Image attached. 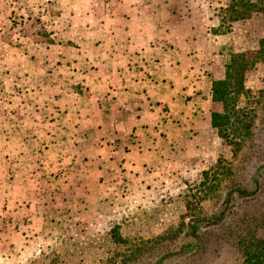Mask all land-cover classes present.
I'll return each mask as SVG.
<instances>
[{
	"label": "rangeland",
	"instance_id": "obj_1",
	"mask_svg": "<svg viewBox=\"0 0 264 264\" xmlns=\"http://www.w3.org/2000/svg\"><path fill=\"white\" fill-rule=\"evenodd\" d=\"M252 1L261 3L263 11L253 14L251 19L230 24L229 30L224 27V34L215 40L216 59L202 62L201 72L210 74L213 80L224 77L230 53L255 51L264 46V0ZM120 2L0 0V123L11 126L0 138V171L8 167L4 158H10L8 176L14 175L13 182L7 180L10 194L0 206V264H30L34 260L38 264H159L192 243L185 240L183 231L173 240H153L179 224L185 213L184 205L178 202L179 195L187 184L199 181L202 172L214 166L220 156L229 161L233 170L222 184V198H216L218 193L203 204L204 214L212 215L225 208L222 199L226 186L256 189L257 168L264 165V62L246 76V88L255 99H243L240 106L257 110L256 128L253 140L237 157L216 130H206L203 123L191 129L188 140L178 129L190 123L194 126L203 115L193 113L190 107L182 111L181 107L165 102L159 110L164 130L160 137H167V125L175 126V142L170 148L174 154L164 158L163 175L156 185L129 190L118 175L123 168L122 156L133 147L124 145L125 139L116 138L112 130H99L97 125L93 129L80 128L82 110L97 120L96 108L89 111L93 108L85 105L89 102V106H95V96L101 90L93 46L98 36L86 34L84 29H96L100 26L99 12L117 7ZM136 2L144 4L142 0ZM147 2L160 22L178 8L197 16L203 11L209 18L206 28L214 35L220 24L214 10L227 4L226 0ZM201 52L203 57L204 47ZM88 73L96 79L90 86L83 81ZM202 100L204 97L199 100L201 104L192 103L201 113ZM219 109L220 105H213L212 111ZM66 110L70 112L67 116ZM178 112L191 113V117L178 119ZM50 136L56 139L54 146H49ZM136 137L134 132L126 139L131 143ZM253 143L258 145L257 150L251 146ZM160 145L163 150V141ZM151 169L147 168L145 173L151 174ZM28 171L40 173L41 182L26 180ZM99 177L106 187L98 184ZM261 184L256 197L233 203L223 227L202 230L207 243L204 254L173 258L165 264H241L242 256L235 247L241 234H250L263 226L256 234L264 239V175ZM115 225H120L121 234L133 243L149 240L150 244L132 253L126 244H113L107 234ZM226 240L231 241L230 245H224ZM217 242H221L219 252L215 250ZM112 254L116 258L110 263Z\"/></svg>",
	"mask_w": 264,
	"mask_h": 264
},
{
	"label": "crops",
	"instance_id": "obj_2",
	"mask_svg": "<svg viewBox=\"0 0 264 264\" xmlns=\"http://www.w3.org/2000/svg\"><path fill=\"white\" fill-rule=\"evenodd\" d=\"M136 1L121 0L117 7L102 10L97 16L100 26L96 29L86 26L87 31L84 29V33H95L98 36L93 46L96 48V66L99 69L96 79L101 90L95 96V106H89L88 101L85 105L93 108L89 111H95L96 108L94 115L97 120L91 119L88 112L82 110L80 113V128L93 129L97 125L99 130H112L116 138L125 139L124 145L133 147L134 150L122 156L123 168L118 175L122 185H127L129 190L156 185L160 175H163L161 169L165 168L164 158L173 153L170 148L175 142L172 137L175 126L167 125V137H160L164 131L159 120V110L164 106L162 103L166 102L173 107L177 105L182 111L190 107L193 113L203 115L202 119L195 121L194 126L190 123L186 128H176L183 136L188 138L191 129L195 130L202 123L206 130H213L210 92L215 80L200 69L204 60L216 59L218 47L215 41L218 35L209 33L210 29L206 28L205 23L209 18L205 12L202 11L197 16L188 9L178 8L177 12L167 14L166 20L160 22L156 12L151 11L147 5V0H142L143 5H137ZM150 21L153 24L148 23ZM86 44L89 45V42ZM201 47H204L203 57ZM96 79L88 73L83 81L90 86ZM201 97H204L203 113L194 106L195 102L201 104ZM179 113L178 119L186 120L191 117V113ZM64 114L67 116L70 112L66 110ZM4 124L5 122L0 123V138L5 135V129L11 127L3 126ZM134 132L137 137L130 143L126 138ZM5 140L8 141L9 138L6 137ZM32 141L38 143L37 139ZM162 141L163 150L160 149ZM22 142V145L26 144L25 141ZM55 143L56 139L50 136L49 146H54ZM102 159L105 157L99 161ZM10 161V158H4L8 167L4 165L5 170L0 171V206L10 194L7 180L13 182L14 179V175L9 177ZM23 167L27 169L26 166ZM150 167H153L151 174L145 173ZM26 174V180L37 181V184L38 181L41 182L37 171L35 174L29 171ZM100 177L98 184L106 187Z\"/></svg>",
	"mask_w": 264,
	"mask_h": 264
},
{
	"label": "trees",
	"instance_id": "obj_3",
	"mask_svg": "<svg viewBox=\"0 0 264 264\" xmlns=\"http://www.w3.org/2000/svg\"><path fill=\"white\" fill-rule=\"evenodd\" d=\"M227 4L215 9V14L219 17L220 24L216 35H222L221 30L231 28L230 24L238 21L251 19L253 14L263 11L261 3L252 0H226ZM211 7V6H210ZM230 58L225 63L224 77L215 80L212 84L210 98L216 107L220 105L219 110H213L211 113V125L216 130L218 137L225 145L231 146L235 157L242 152L244 147L253 140L254 130L256 128L257 110L250 108L246 110L240 106L243 99L248 102L255 99L252 91L246 88V76L249 71L256 67L260 62H264V46L255 51L232 52ZM254 150H257V144H251ZM232 165L224 157L220 156L214 166L202 172L199 181L187 184V189L179 195L178 202L184 205V211L181 221L176 227H172L163 236H158L153 241L158 243L166 239L173 240L183 231L186 241H192L185 245L179 252L167 256L159 264H165L173 258L186 259L197 254H204L206 249L205 231L203 229L221 228L226 222L227 211L232 208L233 203L238 200H247L256 197L262 189L261 176L264 175V165L257 168L258 174L255 176V190H248L239 185L231 187L226 186L222 205L223 210L208 215L203 213V204L210 201L215 195L220 200L222 195V184L231 174ZM189 219V222L186 220ZM261 226V225H260ZM120 225H115L107 234L113 244H126L130 246V253L140 250L150 244L149 240H138L134 243L125 238L120 232ZM184 228V230H183ZM263 230V226L257 227L250 234H241L236 240L235 247L242 256L241 264H264V239L257 236ZM221 242H217L215 250L219 252ZM231 241H225L224 245H230ZM168 251L166 252V254ZM135 254V253H133ZM133 254H125L129 257ZM135 256V255H134ZM47 257V256H46ZM115 255L109 257L110 263L114 262ZM53 262V261H52ZM38 260L30 264H38Z\"/></svg>",
	"mask_w": 264,
	"mask_h": 264
}]
</instances>
